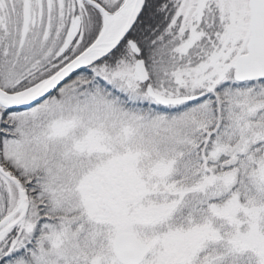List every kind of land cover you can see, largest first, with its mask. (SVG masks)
I'll use <instances>...</instances> for the list:
<instances>
[{"label":"snow or ice","instance_id":"1","mask_svg":"<svg viewBox=\"0 0 264 264\" xmlns=\"http://www.w3.org/2000/svg\"><path fill=\"white\" fill-rule=\"evenodd\" d=\"M0 264H264V0H0Z\"/></svg>","mask_w":264,"mask_h":264}]
</instances>
